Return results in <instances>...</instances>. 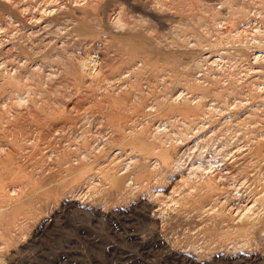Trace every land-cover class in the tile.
<instances>
[{"label": "rangeland", "instance_id": "rangeland-1", "mask_svg": "<svg viewBox=\"0 0 264 264\" xmlns=\"http://www.w3.org/2000/svg\"><path fill=\"white\" fill-rule=\"evenodd\" d=\"M263 84L264 0H0V264H264Z\"/></svg>", "mask_w": 264, "mask_h": 264}, {"label": "bare ground", "instance_id": "bare-ground-1", "mask_svg": "<svg viewBox=\"0 0 264 264\" xmlns=\"http://www.w3.org/2000/svg\"><path fill=\"white\" fill-rule=\"evenodd\" d=\"M40 24V23H39ZM40 29V28H39ZM213 55H215V53L214 54H209L208 56H213ZM218 55H220V54H218ZM261 55V54H260ZM256 56V55H255ZM216 59V58H218V57H213V59ZM219 59V58H218ZM2 65V64H1ZM261 67V66H260ZM258 71V69L257 68H254V72L256 73ZM261 71V70H260ZM259 83V82H258ZM264 85V84H263ZM261 89V88H260ZM213 103V102H212ZM215 103H217V102H215ZM190 111V110H189ZM188 111V112H189ZM194 136V135H193ZM251 136V135H250ZM191 138V137H190ZM188 141V140H187ZM197 141V140H196ZM186 143V142H185ZM199 144V143H198ZM196 145V144H195ZM197 146V145H196ZM238 148V147H237ZM239 148H240V146H239ZM237 150V149H236ZM234 152V151H233ZM231 155V154H230ZM233 155V154H232ZM213 157V156H212ZM212 161V160H211ZM216 161V160H215ZM193 163H194V161H193ZM201 163V162H200ZM220 163V162H219ZM194 166V165H193ZM227 166V165H226ZM225 165L224 166H222V167H219V171H220V173L218 172V170H217V172L219 173V174H221V175H225L228 171H227V167H226ZM212 166H210V168H211ZM214 168V167H213ZM212 171H213V169H212ZM218 175V174H217ZM219 176V175H218ZM226 176V175H225ZM224 177V176H223ZM238 178V177H237ZM221 179V178H220ZM242 179V178H241ZM243 180V179H242ZM249 201V200H248ZM246 203V208H248V207H250V203H248L247 201L245 202ZM133 238V237H132ZM155 241H156V243L157 244H159L160 243V239L159 238H155Z\"/></svg>", "mask_w": 264, "mask_h": 264}]
</instances>
